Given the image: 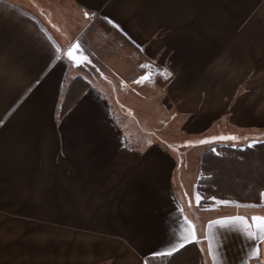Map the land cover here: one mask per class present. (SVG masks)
Segmentation results:
<instances>
[{"label": "crops", "instance_id": "1", "mask_svg": "<svg viewBox=\"0 0 264 264\" xmlns=\"http://www.w3.org/2000/svg\"><path fill=\"white\" fill-rule=\"evenodd\" d=\"M96 18L129 42L132 75L140 62L171 72L128 85L158 86L134 92L152 116H180L185 138L208 145L264 144V0H0V264H149L190 249L191 264H264L242 222L209 223L264 216V193L200 207L197 175L155 140L138 100L126 116L107 82L67 58ZM78 77L88 87L60 116ZM188 220L197 240L153 255L188 235Z\"/></svg>", "mask_w": 264, "mask_h": 264}, {"label": "rangeland", "instance_id": "2", "mask_svg": "<svg viewBox=\"0 0 264 264\" xmlns=\"http://www.w3.org/2000/svg\"><path fill=\"white\" fill-rule=\"evenodd\" d=\"M77 42L80 45L77 56H86L88 58L83 63L78 64L82 67L80 73L90 79H100L103 82H107L109 85L107 87L111 89L113 94L117 93L118 99L120 101L122 100L121 102L125 105V108L128 107L129 102H133V99L136 98L139 103L137 108L141 122L145 125L146 123L143 120L151 119L148 122L150 123L149 127L156 132V135L157 133L159 134L154 137L155 140L165 143L169 149L177 152L176 155L180 160V164L190 173L189 181L195 180L196 175L198 179L202 154L210 146H219V144L213 143L208 145L209 140H205L204 138H191L188 136L185 138L186 135L180 131V126L182 125L178 121L180 116L173 119L163 115L161 112H155L153 116L151 115L152 109L146 108L147 106L141 103L138 99L139 97H136L134 92L137 88L140 93L144 91L143 93L148 95L153 92L152 88L157 89L158 86H128L134 78L138 77V80H140L141 76H144L150 71L143 69L140 75L136 73L132 75L128 65L132 61H137V59L135 60L130 57L131 53L128 51L129 42L125 37L112 30L103 20L96 18L89 23L87 29L79 37V41ZM123 56L124 58H121ZM142 64L144 63L140 62V65ZM152 73V79L143 82L151 83L160 77L158 73ZM156 95L155 93L152 97ZM159 105L161 106V102H159ZM160 108H164L165 110L164 105ZM127 109L125 113L126 116H129L130 113ZM153 110L157 111V107ZM137 125L134 122L131 127L137 128ZM200 140L207 142L195 143ZM187 141H193V143L188 144L186 143ZM137 142L140 143V140ZM222 156L220 154L219 159L207 160L208 165L209 163H213L212 165L215 167L213 170V178L218 185L219 192L223 195L235 194L241 198L257 196L258 191L264 186V146H258L255 151H250L242 159H237L233 162L232 160L221 158ZM219 201L217 200V203ZM231 212H233V208L225 210V213ZM194 252L193 249L185 251L174 257L170 264H191V257Z\"/></svg>", "mask_w": 264, "mask_h": 264}, {"label": "trees", "instance_id": "3", "mask_svg": "<svg viewBox=\"0 0 264 264\" xmlns=\"http://www.w3.org/2000/svg\"><path fill=\"white\" fill-rule=\"evenodd\" d=\"M88 82L84 79L78 77L67 85L65 90L64 100L59 108V115H65L67 111L71 108V106L75 103V101L81 96V94L88 87ZM264 146V144H258L256 146H231V145H212L208 148L201 156V164H200V173L196 183V190L201 196L199 201V206L204 207L208 205H212L217 203V200H228L235 199L240 202H253L260 203L262 201L264 186L258 191L257 196L249 197V198H241L235 194L223 195L218 190V185L216 184L213 178V163L207 164L208 159H219L220 154L223 156L221 158L229 159L236 161L237 159H242L245 157L250 151H255L258 146ZM222 151V152H221ZM215 197V199H212ZM170 258H152L149 260V264H170ZM195 264H198L196 261Z\"/></svg>", "mask_w": 264, "mask_h": 264}, {"label": "snow or ice", "instance_id": "4", "mask_svg": "<svg viewBox=\"0 0 264 264\" xmlns=\"http://www.w3.org/2000/svg\"><path fill=\"white\" fill-rule=\"evenodd\" d=\"M86 16H94V13H89V12H85L84 13ZM117 27H119V25H116ZM75 50H80V45L79 43H75V44H71L68 46L67 50H66V56L70 61H74L77 64L83 63L84 61H86L88 58L85 57H79L76 56L74 54ZM141 68H151L152 65L150 64H142L140 65ZM165 74L166 77L167 76H171L170 72H167V70L165 69ZM153 77V73L149 72L147 74H145L144 76L140 77V80L137 81L139 82H143V81H147V80H151ZM212 140H216V139H232L235 140L237 139V137L235 136H231V137H212ZM207 141L205 140H200V141H196L195 143H206ZM186 143L188 144H192L193 141H187ZM254 143V142H253ZM201 199V196L199 195V193L196 194V201L197 203H199ZM212 199H215V197H213ZM220 204H230L233 203L232 201H228V200H221L219 201ZM255 206V205H253ZM185 219L187 220V218L185 217ZM242 222L244 230L246 232V235L248 237L253 238L256 241H259L260 243H257L256 246L252 249L251 255L254 257H259L260 256V246L261 243H264V216H252L250 219L248 217H244V216H229V217H223L221 219H218L216 221H210V224H216L222 228H229L233 222ZM188 225H189V232L188 235L183 236L182 238H177L174 241H170L168 246L164 249V251H160V252H154L153 255L156 256H172L174 253H177L180 249L184 248L185 245L189 244L191 241H195L197 240V235H196V230H195V225L192 224V221L188 220L187 221ZM189 236L191 237V240L189 239ZM211 247V245H210ZM213 258L215 259V255L213 256Z\"/></svg>", "mask_w": 264, "mask_h": 264}, {"label": "built area", "instance_id": "5", "mask_svg": "<svg viewBox=\"0 0 264 264\" xmlns=\"http://www.w3.org/2000/svg\"><path fill=\"white\" fill-rule=\"evenodd\" d=\"M167 72H169V71H167ZM170 73H171V72H170ZM160 76H161V78H162L163 80L168 81V80L170 79V77L172 76V74H171V76H167V77H166L165 72H162V73H160Z\"/></svg>", "mask_w": 264, "mask_h": 264}]
</instances>
